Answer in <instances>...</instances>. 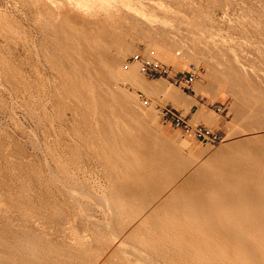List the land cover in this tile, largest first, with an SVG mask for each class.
<instances>
[{
	"label": "rangeland",
	"instance_id": "rangeland-1",
	"mask_svg": "<svg viewBox=\"0 0 264 264\" xmlns=\"http://www.w3.org/2000/svg\"><path fill=\"white\" fill-rule=\"evenodd\" d=\"M124 2L150 20L124 14ZM90 5L96 12L74 11L68 0H0V259L264 264V162L244 160L248 171L239 176L238 160L221 151L235 137L264 144V0ZM103 37L120 39L109 49L122 54L118 70L101 64L106 82L88 52ZM135 54L159 71L144 73L138 61L124 67ZM193 70L191 83L179 80ZM183 99L198 105L189 124H202L215 141L164 120L163 106L186 114ZM135 133L163 144L174 174L184 169L169 194L141 186L135 196L122 183L139 164L129 145ZM217 169L224 182L210 175Z\"/></svg>",
	"mask_w": 264,
	"mask_h": 264
},
{
	"label": "bare ground",
	"instance_id": "bare-ground-1",
	"mask_svg": "<svg viewBox=\"0 0 264 264\" xmlns=\"http://www.w3.org/2000/svg\"><path fill=\"white\" fill-rule=\"evenodd\" d=\"M54 1V0H53ZM58 1V0H57ZM66 1V0H65ZM125 1H127V0H125ZM68 2H71V5L75 8V10L74 11H78L79 10V12L81 11L82 13L83 12H86V14H88L89 13V8L91 7V5L93 4H91L90 5V2H91V0L89 1V0H68ZM131 2V1H130ZM120 3V2H119ZM134 3H136V2H134ZM139 3V2H138ZM137 3V4H138ZM60 4H61V2H60ZM65 4H66V2H65ZM103 4V3H102ZM101 4V5H102ZM141 4V3H140ZM120 5V4H119ZM123 6H121L122 7V11L124 12V14H127L128 16H130L133 20H138V19H146V17L148 18V14L146 15L142 10H141V8L139 7H136V6H133V5H131L129 2H124L123 4H122ZM66 6H67V4H66ZM69 6V5H68ZM67 6V7H68ZM71 6V7H72ZM104 6V5H103ZM142 6V5H141ZM70 7V8H71ZM115 8H116V6H115ZM72 9V8H71ZM91 9H93V11H94V7H91ZM90 9V10H91ZM109 9H110V7H109ZM87 10H88V13H87ZM119 10V9H118ZM73 11V10H72ZM73 11V13H75ZM92 11V14L93 15H91V14H89V15H91V17L92 16H94V12H96V10L93 12ZM110 11V10H109ZM120 11V10H119ZM116 12L118 13V11L116 10ZM73 13L71 14V16H75V15H73ZM81 13V14H82ZM91 13V12H90ZM76 14V13H75ZM78 14L79 13H77V17H78ZM81 14H80V16H81ZM85 14V13H84ZM89 15H85L86 16V18H88V16ZM96 15V14H95ZM150 15V14H149ZM79 16V17H80ZM119 16H120V14H119ZM90 17V16H89ZM118 17V16H117ZM122 17V16H121ZM71 18V17H70ZM75 18V17H74ZM93 18V17H92ZM77 19V18H76ZM80 19V18H79ZM90 18H88L87 20H89ZM120 19V18H119ZM119 19H117V20H119ZM123 19H125V18H123ZM143 19V20H144ZM72 20H73V18H72ZM92 20V19H91ZM126 20V19H125ZM147 20H150V18L149 19H146L145 20V22L147 21ZM90 21V20H89ZM88 21V22H89ZM127 21V20H126ZM139 21V20H138ZM73 22H75V21H73ZM77 22V21H76ZM118 22V21H117ZM141 22V21H140ZM151 22V21H150ZM149 22V23H150ZM139 24V23H138ZM143 24V23H142ZM144 25V24H143ZM142 25V26H143ZM133 26V25H132ZM109 27V26H108ZM114 27V26H113ZM111 28V27H110ZM106 29V28H105ZM116 30V29H115ZM100 30H98V32H99ZM106 31V30H105ZM101 33V34H100ZM99 34H100V36L103 34V32H100ZM113 33H114V30H113ZM122 33V32H121ZM97 34V33H96ZM105 35V34H104ZM108 35H113L112 34V32H111V34H108ZM90 36V35H89ZM99 36V37H100ZM109 36V37H110ZM119 36V35H118ZM102 37V36H101ZM113 38V37H112ZM117 38V37H116ZM119 41H120V39L118 40V39H108V38H102V39H98L97 41H96V47L95 48H91V49H89L88 50V52H90V54H89V57H90V60H89V62H91L90 64H89V66H92V65H95L97 68H99L100 70H98V76H97V78L98 79H100L101 81H103V82H106V81H108L109 80V76H108V74H106L105 73V71L102 69V67H101V64H103V65H105V66H109V67H111V68H116L117 70L119 69V66H118V64H119V62L121 63V61H120V59L119 60H117L116 58H119L120 56H122V54L120 55V52L118 51V57H116L115 56V54H116V52H113V51H111L109 48L111 47V46H113V45H116V44H119ZM122 43V42H121ZM81 48H82V46H81ZM84 48V47H83ZM83 50H85V49H83ZM115 50H118V49H116L115 48ZM85 52V51H84ZM103 57V60H101L102 62L101 63H98L99 62V58L100 57ZM125 63V62H124ZM123 63V64H124ZM120 65V64H119ZM127 66V65H126ZM127 68H129V66L127 67ZM131 68V67H130ZM130 71H131V69H130ZM240 71V70H239ZM241 72V71H240ZM251 78V77H250ZM91 82H92V80H90ZM94 79H93V83H94ZM177 103L178 102H180V101H176ZM181 103V102H180ZM179 103V104H180ZM135 127H136V125H135ZM141 132V131H140ZM135 134H137V133H135ZM139 134V133H138ZM137 134V135H138ZM136 135V137H140V134H139V136H137ZM147 135V134H146ZM150 134L148 133V136H149ZM258 136H261L262 137V135H258ZM141 137H142V135H141ZM137 138V139H135L133 142H131L129 145H130V147H131V149H133L134 150V154L136 155V159H137V163H139L136 167H134V168H131L130 170H128V171H126L125 173H126V175L123 177V181H122V183L123 184H125L128 188H129V193L130 194H132V195H135V196H139L141 193H140V190H139V188H141V186H146V187H148V189L152 192V195H154V196H156V195H160L161 193L162 194H164V195H167V194H169L170 193V187H169V185L170 184H173V182H176V180H180V178H184L183 176H182V174L184 173L183 172V168L181 167V168H179L180 167V165H179V167H178V169L176 168V174H174V170L173 169H171V168H174V166L172 167L171 166V168L168 166V165H172V163H170V164H168L167 162H166V158H167V156L165 155L166 153H167V151L166 152H164V154L161 156V152H160V149H163V148H159L160 147V145L158 144V143H161V142H157V141H159V140H157V139H155V143H153V142H149L150 140V137H149V139L147 140L146 138H144V137H142V138ZM145 137H147V136H145ZM243 138H240V137H235L233 140H231V143H229L227 146H225L224 148H222L221 149V147H220V149H221V151L222 152H227V153H230L233 157H235L237 160H238V169H237V173H239L238 175L239 176H244L245 174H246V172L245 171H248V169L246 168V164L244 163V160L246 161V163L247 162H249L250 164H251V166L253 167V165L254 164H258V163H261V162H264V144L262 143H260L257 139H255L254 137H253V135H251V136H248V137H244V136H242ZM144 138V139H143ZM161 139V138H160ZM151 143V144H150ZM165 143V142H164ZM155 144H157V145H155ZM153 145V146H152ZM161 146H163V144L161 143ZM167 146V145H166ZM221 146V145H220ZM166 147H164V149H165ZM150 149H152V152H153V150H154V154L153 153H151L150 151ZM169 149V148H168ZM241 149H243V150H241ZM156 150V151H155ZM159 151V153H158V151ZM163 153V152H162ZM166 156V158H164L163 156ZM161 158H164V159H162L163 161H161ZM169 158V157H168ZM167 158V159H168ZM171 159V158H170ZM164 160H165V163L167 164V167H166V165H164V163H162L163 165H162V168H165V169H162V170H157L158 169V167L157 166H159L158 164H157V166H156V163L157 162H164ZM169 160V159H168ZM175 160H173L172 162H174ZM152 162H154L153 164H151ZM156 162V163H155ZM168 162H170V161H168ZM176 163V162H175ZM174 164V163H173ZM180 164V163H179ZM160 165H161V163H160ZM164 166V167H163ZM176 166V165H175ZM159 167H161V166H159ZM184 167V166H183ZM226 167H228V166H226ZM138 168V169H137ZM139 168H140V170H139ZM168 168H170V169H168ZM185 168V167H184ZM194 168V167H193ZM188 169V168H187ZM190 169V168H189ZM195 169V168H194ZM171 170H173V172L171 171ZM185 170H186V168H185ZM191 170H193L192 168H191ZM195 170H197V169H195ZM171 171V172H170ZM177 171H178V173H177ZM198 171V170H197ZM186 172H190V170L188 171V170H186ZM200 171H198V173H199ZM194 173V172H193ZM187 174V173H186ZM195 174V173H194ZM249 174V173H248ZM251 174H253V173H251ZM184 175V174H183ZM210 175H212L213 177H214V180L215 181H217V180H219V181H222V182H224L225 181V179L227 178V177H225L224 175H223V172H221L219 169H217V171H214L213 173H211ZM185 176V175H184ZM246 176V175H245ZM143 179V180H142ZM202 179V178H201ZM182 180V179H181ZM189 181V180H188ZM197 181V180H196ZM199 182H200V184H201V181H200V178H199V180H198ZM215 181H212V182H210V183H208L207 185H206V182H202V184L201 185H206V186H209V187H211V186H213V185H215ZM229 181H232L231 179H229ZM198 182V183H199ZM180 183V182H179ZM178 184V183H177ZM174 185V184H173ZM179 185V184H178ZM235 188H237L238 190H241V186H240V184H237V183H233L232 184ZM213 188V187H212ZM173 189V188H172ZM249 192V191H248ZM143 195V194H142ZM74 203H75V205H76V208L77 207H79V204L78 203H76L75 201H74V199L75 198H73V196H68ZM149 197H151V196H149ZM168 198V197H167ZM67 199V198H66ZM69 199V200H70ZM70 200V201H71ZM130 200H134V197L133 196H130ZM71 201V202H72ZM79 209V208H78ZM79 214V213H78ZM118 239V238H117ZM3 250H1V254H2V256L4 255V253H6V249L5 248H2ZM19 249L20 250H22L21 249V247H19ZM120 249V248H119ZM19 250V251H20ZM128 256L127 254H126V252H125V250H121L120 252H119V256ZM129 257V256H128ZM136 261V260H135ZM137 262V261H136ZM0 263L1 264H15V263H13V262H11L8 258H6V257H3V258H1L0 259Z\"/></svg>",
	"mask_w": 264,
	"mask_h": 264
},
{
	"label": "built area",
	"instance_id": "built-area-1",
	"mask_svg": "<svg viewBox=\"0 0 264 264\" xmlns=\"http://www.w3.org/2000/svg\"><path fill=\"white\" fill-rule=\"evenodd\" d=\"M131 61H138L139 69L142 72L147 73L149 75H153L154 73H156V71H159V69H157V63H155L150 59L141 58L136 54L130 56L126 60L124 67H126L127 63ZM194 78H195V73L193 70L188 72V75L184 74L183 76H181L179 80L185 84H189L193 81ZM160 111L164 120L171 121L175 125H180L184 128L193 129L197 137H201L202 139H206L210 141H215V135L211 131L206 129L202 124L198 123L195 124L194 126H191L186 119V114H182L181 112H179L178 110H176L171 106H163Z\"/></svg>",
	"mask_w": 264,
	"mask_h": 264
},
{
	"label": "crops",
	"instance_id": "crops-1",
	"mask_svg": "<svg viewBox=\"0 0 264 264\" xmlns=\"http://www.w3.org/2000/svg\"><path fill=\"white\" fill-rule=\"evenodd\" d=\"M183 103H187V105H188V107H187L188 111L186 112V116L188 118H192V115L191 114H193L194 112H196V110L198 108V105H196V103H193V102H190V103L187 102V99H185V102H184V99H183ZM182 107L184 108L185 106H182ZM191 110H192V112H191Z\"/></svg>",
	"mask_w": 264,
	"mask_h": 264
}]
</instances>
